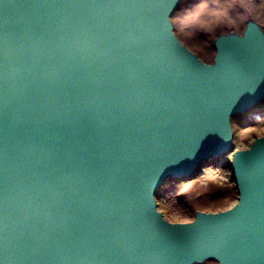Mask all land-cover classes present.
<instances>
[{"label":"water","instance_id":"1","mask_svg":"<svg viewBox=\"0 0 264 264\" xmlns=\"http://www.w3.org/2000/svg\"><path fill=\"white\" fill-rule=\"evenodd\" d=\"M181 0H0V264H264V134L229 207L171 221L155 192L232 149L264 98V33L202 59Z\"/></svg>","mask_w":264,"mask_h":264},{"label":"rangeland","instance_id":"2","mask_svg":"<svg viewBox=\"0 0 264 264\" xmlns=\"http://www.w3.org/2000/svg\"><path fill=\"white\" fill-rule=\"evenodd\" d=\"M198 1L181 0L176 9L178 12L171 15V20L178 37L208 61L211 57L208 58L210 52L207 48H213L211 35L206 33V37L202 39H193L188 37L187 32L180 27V18H182L179 16L180 11L188 9L187 11H190V15H192ZM205 1L211 0L201 2ZM223 28L226 31V25ZM212 36L215 37L213 32ZM231 126L233 131L232 149L246 148L254 137L264 134V98L247 111L232 116ZM230 159L231 153L227 152L221 157L201 161L189 178H166L155 193L157 208L171 221H188L196 210L215 211L231 206L236 201L237 193L228 168ZM215 263L214 260H206L197 264Z\"/></svg>","mask_w":264,"mask_h":264},{"label":"bare ground","instance_id":"3","mask_svg":"<svg viewBox=\"0 0 264 264\" xmlns=\"http://www.w3.org/2000/svg\"><path fill=\"white\" fill-rule=\"evenodd\" d=\"M201 1L199 0L198 3L195 4V9L192 15H190L191 13L190 11H187L188 9L185 11L184 10L180 11L179 16L182 17L180 18L181 20L180 27L181 29L187 32L188 37L197 40L206 37L207 35L206 33L208 32L201 31L199 28L196 27L193 16L194 14L196 16H205L208 10L211 8L226 9L228 16L231 18L232 21L231 23H221L217 25L213 30V35H215V37L221 33H227L230 31L241 32L244 25L250 21L256 23L264 33V0H211L209 2L206 1L201 2ZM210 2L213 4H211ZM176 11L178 12V10H174V13L172 14H175ZM224 25H226L227 27V29H225L226 31H224L223 28ZM208 35H211L210 38L213 41L215 37L212 36V32L208 33ZM207 49L210 52L208 58L212 57L213 48L210 49L208 47ZM199 210H204V209H199ZM205 211H210V210H205Z\"/></svg>","mask_w":264,"mask_h":264},{"label":"clouds","instance_id":"4","mask_svg":"<svg viewBox=\"0 0 264 264\" xmlns=\"http://www.w3.org/2000/svg\"><path fill=\"white\" fill-rule=\"evenodd\" d=\"M195 25L201 31L211 33L214 28L221 23H231V18L228 16L226 9L211 8L205 16H193Z\"/></svg>","mask_w":264,"mask_h":264}]
</instances>
